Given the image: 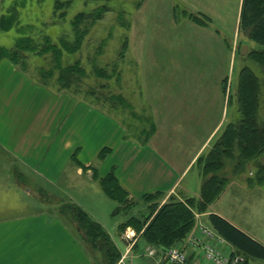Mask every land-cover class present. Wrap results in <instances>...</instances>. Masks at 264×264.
Segmentation results:
<instances>
[{"label": "crops", "instance_id": "crops-1", "mask_svg": "<svg viewBox=\"0 0 264 264\" xmlns=\"http://www.w3.org/2000/svg\"><path fill=\"white\" fill-rule=\"evenodd\" d=\"M185 1L192 9L190 13L186 11V19L191 23L188 14H199L210 21L212 15L222 18L230 13L235 15V37L227 39L222 32L209 26L191 24L202 29L196 34L200 51L204 53L199 64L192 60L194 58L189 64L170 59L159 64L155 55L162 51L160 48H130V55L145 72L141 86L145 88L146 118L154 124L151 136L144 140L129 138V127L126 128L120 119L80 96L52 91L10 60L2 59L0 149L52 185L68 171L70 183L84 179L87 186L92 185L105 194L95 178L97 170L100 178L113 173L130 199H143L148 194L158 193L166 201L179 192L199 198L202 180L196 171V161L211 147L227 121L226 94L223 95L221 88L226 80L229 84V70L234 65L243 0ZM200 8H216L219 14ZM179 41L180 47L174 45L175 48L164 51L175 52L177 56L187 54L189 49L194 51L195 34L179 35ZM199 71L204 73L200 75ZM104 150L109 152L102 159ZM242 181L229 184L216 204L201 217L205 223L209 214H218L255 239L240 227L234 198L229 201L233 206L230 217L216 211L230 194L240 199L255 195L264 202L261 190ZM39 212L42 213L0 219V264H94L88 249L64 221L51 217L47 211ZM200 226L204 225H196L183 242H195L194 239L226 242L207 240ZM127 232L134 233L133 242H144L132 228L119 236L122 241L130 242L126 239ZM227 246L232 253L234 248L227 242L219 247L226 251ZM201 255L199 248L189 247L190 259L196 260ZM125 258L123 264H126ZM150 258L151 264H167L163 256Z\"/></svg>", "mask_w": 264, "mask_h": 264}, {"label": "rangeland", "instance_id": "rangeland-1", "mask_svg": "<svg viewBox=\"0 0 264 264\" xmlns=\"http://www.w3.org/2000/svg\"><path fill=\"white\" fill-rule=\"evenodd\" d=\"M14 1L0 0V17L3 14L9 13L14 5ZM54 1L45 0V2L40 3L37 0H33L32 3H28L24 8L17 7L20 13L19 19L22 21L21 24L33 23L38 26L42 22H49L52 19ZM142 2L143 0H73V5L69 9L67 26L70 25L69 23L72 18L79 12H90L104 5L109 6V11L101 12L100 20L91 18L88 21L89 33L81 52L72 57V60L68 58L64 63L69 64L80 60L82 67L85 69L84 77L81 78L82 83H76L75 91L71 88L75 92V95L80 96L81 99L84 98L90 101L91 105L101 108L113 118L120 119L126 128L129 127V130L127 129L129 138L144 140L147 134L152 135L154 124L152 120L146 118L145 88L141 86V80L142 77H145V72L139 69L137 60L130 55V48H160L162 51L159 55H155L160 62L159 64H162L165 59H170L175 63L189 64L191 58H194L192 60L199 64L204 53L200 51V40L196 38L197 32L202 29L200 27H192L191 24L193 23L186 19L187 13H184L185 11L190 13L189 10H192L186 6L185 3L187 1L145 0L140 7ZM200 9L208 13L219 14L216 8ZM204 18L211 29L222 32L227 39L235 37L236 16L232 13L224 16V18L212 15L211 21L207 17ZM26 32L28 33V31L17 32L15 29L9 32H2L0 30V46L6 48L12 47L15 40ZM46 32L50 33L52 30L49 29ZM186 34H195L194 51H190L189 49L187 54L178 56L175 52L164 51L165 48H171L174 45L180 47L179 35L183 36ZM126 41H128V44L125 52L122 48ZM243 43L250 48V51L254 48L260 49L256 43L246 42L241 37L236 39L234 65L229 70V84L224 82V87L221 88L223 95L226 94L227 112L225 115L227 121L212 145L219 139L226 125L234 123L239 117L236 87L241 69L249 66L261 76V69L257 64L240 57L239 50ZM119 54L120 57L122 54L124 58H120ZM96 66L106 68L109 66L107 68L108 71H106L109 78L97 77L93 72ZM27 67L28 69L25 72L28 75H31L40 83H46L47 87L52 91L58 93L66 92L60 91V88L56 84L57 71L53 73L52 78L48 79L38 73L41 68L44 71H50L49 69L52 68L50 56L45 55L42 58L32 56L27 63ZM203 73L202 71L198 72L200 75ZM186 75L189 77L190 74L186 73ZM229 92H231L232 98L228 102ZM99 96L102 98H98ZM221 110L222 103L219 104V111ZM141 133H144V135H141ZM12 159L8 157L6 151L0 149V219L28 213H42L39 211L43 210L47 211L48 215L52 217L55 216L54 212L58 214L57 205L64 201L68 202L70 198L73 199L72 202L74 203L77 201L83 210L89 215L91 214V217L106 228L122 254H125L127 245L130 243L122 241L119 237L125 234L127 224L135 226L137 229L136 234L141 238L143 230L149 223L148 219L151 218L153 213L155 214V212L161 209L165 203L171 202L172 199L184 201L191 198L184 192H179L177 196L174 195L166 201H163V198L157 195L137 200L130 199L127 195H122L120 209L116 213L119 206L118 202L112 198H108L102 191H98V188L95 190L92 185L90 187L87 186L88 184L84 179L75 180L70 183L71 178L68 171H66L63 178H60L58 182L52 185ZM234 164L235 162L232 160H227L225 168L221 171L222 176L229 181L228 185L232 182L243 180L242 182L247 186L259 189L261 193H264V185L258 183L261 172L260 166L264 164V156L256 162L251 161L240 172H235ZM198 170L196 166V171ZM67 195L69 198H67ZM232 198L236 202L234 209L238 211L237 217L239 218L240 227L264 244L263 199L259 196L255 197V195L246 199L244 197L240 199L230 194L229 197L226 196L223 203L218 205L216 211L230 217L233 206L229 201ZM216 202L211 205L214 206ZM208 212L209 209L205 214ZM196 215L199 217H196ZM201 215L197 211L195 212L194 227L199 224L211 227L208 219H204L205 223L202 221ZM120 225L122 226L119 234L118 228ZM69 228L73 229L71 226ZM129 228L136 230L133 227ZM152 251H154L153 257L163 256V251H158L157 248L149 246L145 242H136L131 253L126 256L125 263L151 264V258L148 256V253ZM230 251L229 246H227L226 251L224 250L226 254L230 253ZM251 264H264V261L251 260Z\"/></svg>", "mask_w": 264, "mask_h": 264}, {"label": "trees", "instance_id": "trees-1", "mask_svg": "<svg viewBox=\"0 0 264 264\" xmlns=\"http://www.w3.org/2000/svg\"><path fill=\"white\" fill-rule=\"evenodd\" d=\"M32 1L15 0L9 13L2 15L0 20L2 32L15 29L17 32L28 31V33L21 34L10 48L0 46V61L8 59L25 72L32 56L41 58L45 55L50 56L52 61L50 71H44L41 68L38 73L48 79L52 78L53 73L57 71L56 84L60 91L75 94L76 83H82L81 78L84 77L85 69L80 60L69 64L64 62L81 52L89 33L88 21L91 18L100 20L101 12L109 11V6H100L90 12H79L67 26L69 9L73 5V0H55L52 19L49 22H42L38 26L33 23L21 24L17 7L24 8ZM37 2L41 3L45 0H37ZM188 17L198 26L209 25L202 15L188 14ZM49 29L52 32H46ZM238 32L241 39L256 43L260 47L255 49L252 44L254 49L242 58L257 64L261 69V76L249 66L243 67L239 72L236 87L239 117L234 123L226 125L219 139L196 161L202 180L199 198H188L184 201L172 199L148 219L149 223L143 230L141 238L147 245L160 251L183 242L194 228L195 212L205 214L211 204L221 198L229 182L221 174L227 160L235 162L234 170L240 172L251 161L256 162L264 156V0H243ZM127 44L128 41L123 44L122 49L125 52ZM120 58L124 56L121 54ZM107 68L96 66L93 72L97 77L109 78L106 74ZM225 83L227 84V80ZM42 85L47 87L46 83ZM230 98H232L231 92H229L228 102ZM149 136L151 134H147V137ZM108 152L109 150H104L101 158L103 159ZM260 170L258 183L264 185V164L260 166ZM94 175L105 194L118 202L119 206L116 210L118 213L122 195H127L126 191L120 186L113 173L100 178L95 170ZM151 195L162 198L161 194L156 193L148 194L144 196V199ZM57 206L58 214L54 212V215L73 227L72 230L88 249L94 264H122L123 254L102 224L72 201H64ZM208 223L234 248V254L245 256L246 264H251V260L264 261V245L228 220L212 213L208 215ZM121 226L118 228L119 233ZM129 227L136 229L132 224L126 225V229Z\"/></svg>", "mask_w": 264, "mask_h": 264}, {"label": "built area", "instance_id": "built-area-1", "mask_svg": "<svg viewBox=\"0 0 264 264\" xmlns=\"http://www.w3.org/2000/svg\"><path fill=\"white\" fill-rule=\"evenodd\" d=\"M201 232L209 241L217 239V235L210 228L202 227ZM133 237L134 235L132 236L130 233L126 235L127 239L132 240ZM194 241L195 242H186L166 249L163 255L167 264H246V258L241 254H225L223 250L219 248V245L223 242H206V240L204 242L198 239H194ZM134 243L135 242H131V246ZM190 246L199 248L202 251V256L196 260L190 259ZM153 254L154 251L150 252V255Z\"/></svg>", "mask_w": 264, "mask_h": 264}, {"label": "water", "instance_id": "water-1", "mask_svg": "<svg viewBox=\"0 0 264 264\" xmlns=\"http://www.w3.org/2000/svg\"><path fill=\"white\" fill-rule=\"evenodd\" d=\"M239 51L241 57H246L250 52V48L245 43H243Z\"/></svg>", "mask_w": 264, "mask_h": 264}]
</instances>
